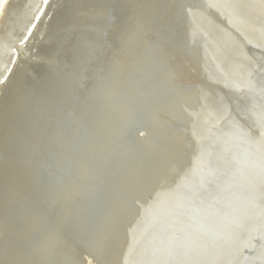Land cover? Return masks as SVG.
<instances>
[{"label": "bare ground", "instance_id": "6f19581e", "mask_svg": "<svg viewBox=\"0 0 264 264\" xmlns=\"http://www.w3.org/2000/svg\"><path fill=\"white\" fill-rule=\"evenodd\" d=\"M4 21L0 264H156L216 210L218 163L264 183V0H3Z\"/></svg>", "mask_w": 264, "mask_h": 264}, {"label": "water", "instance_id": "95a60500", "mask_svg": "<svg viewBox=\"0 0 264 264\" xmlns=\"http://www.w3.org/2000/svg\"><path fill=\"white\" fill-rule=\"evenodd\" d=\"M241 160L226 175L219 174L221 163L215 166L216 210L209 213L200 207L194 213L196 224L185 234L188 238L182 236L170 256L157 257L156 264H264L263 175L246 177ZM183 251L193 253L177 262Z\"/></svg>", "mask_w": 264, "mask_h": 264}, {"label": "rangeland", "instance_id": "374dc122", "mask_svg": "<svg viewBox=\"0 0 264 264\" xmlns=\"http://www.w3.org/2000/svg\"><path fill=\"white\" fill-rule=\"evenodd\" d=\"M2 2H3V0H0V5H1L0 6V10H1V7H2ZM5 22L6 21H4V23L2 25V29H1V32H0L1 36H3V34H5V32H6Z\"/></svg>", "mask_w": 264, "mask_h": 264}]
</instances>
